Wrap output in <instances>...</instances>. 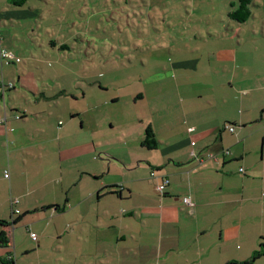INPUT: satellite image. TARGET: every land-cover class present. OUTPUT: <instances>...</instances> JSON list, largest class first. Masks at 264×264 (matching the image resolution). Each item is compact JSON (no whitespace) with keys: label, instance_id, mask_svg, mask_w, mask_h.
I'll use <instances>...</instances> for the list:
<instances>
[{"label":"crops","instance_id":"0c3cea01","mask_svg":"<svg viewBox=\"0 0 264 264\" xmlns=\"http://www.w3.org/2000/svg\"><path fill=\"white\" fill-rule=\"evenodd\" d=\"M249 1L251 15L241 23L228 18L240 0H214L213 16L217 9L221 16L212 28H193L186 42L168 47L173 59L157 72L163 75L150 77L156 85L146 93L162 95L164 105L138 112L140 146L146 149L142 141L150 128L157 148L131 160L121 147L123 159L116 156L139 174L107 180L85 166L62 200L51 195L54 190L38 192L61 183L63 161L86 155L88 164L96 162L100 144L66 145L79 132L72 120L84 127L83 114L59 106L68 97L78 102L88 96L52 89L53 79L32 83L18 63L0 61V82L14 85L0 101V120L6 115L0 125V264H242L264 249V0ZM39 5L0 0V53L14 54L26 37L33 41ZM87 101L90 110L97 108V100L94 106V99ZM51 102L57 118L59 111L64 115L57 130L46 119ZM85 147L88 152L79 153ZM55 153L60 175L48 183L46 166ZM84 172L98 183H88ZM163 181L160 194L156 187ZM79 185L82 190L72 192ZM133 196L134 204H126ZM251 264H264V256Z\"/></svg>","mask_w":264,"mask_h":264},{"label":"rangeland","instance_id":"374dc122","mask_svg":"<svg viewBox=\"0 0 264 264\" xmlns=\"http://www.w3.org/2000/svg\"><path fill=\"white\" fill-rule=\"evenodd\" d=\"M213 2L214 0H40L41 13L38 24L33 26L36 30L31 37L33 41L26 37L25 43L17 42L14 58L19 60L18 67L25 68L23 73L32 83L41 79L49 83L53 79L55 85H52V89L66 87L77 96L81 95L80 90L86 93V100L76 102L68 97L65 102L60 103L59 107L66 113L68 107L64 103L69 104L72 111L82 113L84 122V127L80 128L79 119H71L79 132L74 139L68 137L65 144L71 148L92 140L100 144L96 149L94 163L88 164L86 155L69 160L62 157L65 160L61 163L64 178L61 183L60 180H54L50 183L51 186L40 190V196L54 190L51 195L62 200V195L68 191L69 182L80 178L78 172L85 166L93 167L107 180L124 181L139 174L136 170L123 167L124 163L116 157L122 158L119 149L125 147L126 152L130 151L131 160L150 154L140 146L143 134L140 132L137 135L141 128L138 112H147L148 108H153L156 104L159 107L164 105L162 95L157 98L156 94H146L156 85L154 82L149 83L150 77L163 75L157 72L168 68L174 54L173 51L169 52V46L186 42L184 39L189 37L193 28H212L213 18L217 17L218 20L221 16L219 9L213 16ZM50 42L57 44L51 47ZM61 44L65 46L64 49H60ZM147 45H150L148 51ZM3 62L7 63V60ZM77 84L79 88L74 90ZM139 93L145 95L143 100L136 98ZM89 98L94 99L93 106L95 100L99 102L93 111L88 107ZM22 100L24 99L21 98L20 101ZM34 101L30 100L29 103L32 105ZM49 107V117L46 119L50 121V127L55 126L57 130L58 119L65 122L64 115L59 111L57 118L55 104L51 102ZM150 112L153 113V109ZM152 116L154 120L158 117ZM84 152H88L86 147L81 148L79 153ZM51 159L54 160L52 166H46L47 182L50 177L60 175L57 157L56 161L53 157ZM144 163L143 167H146L147 163ZM118 165L122 166L124 174L119 172ZM146 169L149 170L147 167ZM140 172L145 174L142 170ZM83 177L88 183H98L92 174L86 173ZM81 190L82 185H79L71 191L78 193ZM135 197L131 201L125 200V203L134 204ZM145 228L151 230L148 225Z\"/></svg>","mask_w":264,"mask_h":264},{"label":"trees","instance_id":"16d2710c","mask_svg":"<svg viewBox=\"0 0 264 264\" xmlns=\"http://www.w3.org/2000/svg\"><path fill=\"white\" fill-rule=\"evenodd\" d=\"M25 1L26 0H15V6H22V4ZM249 3H250L249 0H240L238 8L236 9V11L229 13L228 18L231 19V20H233V21H237V22L244 23V21H246V19L249 18L250 15H251V12L248 9V4ZM9 83H12L13 84V82L3 83L1 81L0 82V85H4V84L5 85H8ZM12 87L5 88V90L3 91V93H1V91H0V96H1L0 97V99H1L0 101L2 103H4V101H5V93H6V91L9 90V89H11ZM5 116L6 115H4L3 118L0 120V125H2V124L5 123ZM14 118L16 120L23 119V117L20 118L19 116H15ZM142 146L144 148H146L147 151H151V150H154V149L157 148V141L155 140L154 133L152 132V130L150 128H148V129L145 130V135H144V139L142 141ZM112 193H114V192H112ZM54 208L56 209V211H60V207H54ZM15 215H17V214H15ZM1 225L5 226L4 223H2ZM3 236H5V234L4 235L2 234L0 236V241L3 239ZM261 256H264V249L261 250V251H256L255 254H254V256H253V258L250 259V261L244 262L242 264H251V263H253L254 261H256V259H258Z\"/></svg>","mask_w":264,"mask_h":264},{"label":"built area","instance_id":"2783aa9c","mask_svg":"<svg viewBox=\"0 0 264 264\" xmlns=\"http://www.w3.org/2000/svg\"><path fill=\"white\" fill-rule=\"evenodd\" d=\"M5 60H7V61H11V62H14L15 64L19 63V60H18V59H15L13 54H11V53H6V52L2 51V52L0 53V61H5ZM12 86H13L12 83H9L8 85H5V84H4V85H0V91H1V93H3V91L5 90V88H10V87H12ZM229 130H230V131H233V128L230 127ZM191 145L194 146V143H191ZM8 176H9V173H8V171H7L3 177H4L5 179H7ZM151 176H152V177L154 176L153 173L151 174ZM166 184H167V181H163L162 184L160 183V184L156 187L157 191H158L160 194H163V193H164V190H165V186H166ZM15 203H17V201H16ZM183 203L188 205V204H190V201H189V199L184 198V199H183ZM16 213H18V212L16 211ZM30 236H31L30 238H31L32 240H35V238L37 237V235L34 234V233H31Z\"/></svg>","mask_w":264,"mask_h":264}]
</instances>
